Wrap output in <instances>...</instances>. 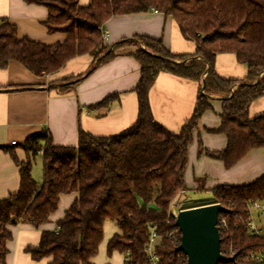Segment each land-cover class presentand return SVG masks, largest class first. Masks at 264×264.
I'll list each match as a JSON object with an SVG mask.
<instances>
[{
	"label": "trees",
	"instance_id": "trees-1",
	"mask_svg": "<svg viewBox=\"0 0 264 264\" xmlns=\"http://www.w3.org/2000/svg\"><path fill=\"white\" fill-rule=\"evenodd\" d=\"M36 2L48 9L47 32L65 34V41L46 45L21 38L15 25L0 20V69L14 61L42 77L83 55L94 60L90 71L118 56H131L141 66L135 88L138 118L131 129L115 136H94L79 127L76 147L54 145L45 131L32 135L23 145L24 161H19L13 150L1 147L19 168L20 188L0 200V264H5L7 242L12 239L9 227L25 222L39 228L58 209L60 196L71 193L78 197L58 221L57 230L42 232L39 245L27 249L34 260L95 264L105 224L110 221L119 232L107 243L108 256L117 252L124 256V264H151L145 248L154 231L159 264H186L187 257L176 251L181 236L172 205L186 190L188 148L203 114L212 109L211 99L228 96L223 99L221 125L211 131L225 135L227 146L221 152L207 153L210 157L230 169L251 150L264 149V114L255 118L249 114L252 103L264 96V4L254 0H90L87 6H80L79 0ZM151 10L171 16L183 37L196 44L195 53L172 54L162 41L139 35L112 49L105 45V22ZM220 53H234L238 62L247 66L243 81L216 73L215 60ZM160 72L200 85L192 117L178 134L158 123L151 110L150 90ZM81 80V76L65 79L55 89L67 93ZM118 98L111 95L93 108L109 107ZM39 152L43 159L41 188L32 177ZM212 196L213 202L183 209L220 203L229 210L224 213L229 226L221 233V248L231 245L238 255L264 251V240L248 236L242 226L247 204L264 199V175L244 186L219 185Z\"/></svg>",
	"mask_w": 264,
	"mask_h": 264
},
{
	"label": "crops",
	"instance_id": "crops-1",
	"mask_svg": "<svg viewBox=\"0 0 264 264\" xmlns=\"http://www.w3.org/2000/svg\"><path fill=\"white\" fill-rule=\"evenodd\" d=\"M89 3L90 0H79L80 6ZM3 19L17 27L21 38L27 37L46 45L63 43L66 38L62 33L47 32L45 22L48 20V9L36 0H0V20ZM102 31L108 34V38L103 39L110 49L121 41L139 35L162 41L165 49L172 54L191 55L196 51V44L183 37L171 16L153 10L112 17L105 22ZM93 62L90 55L79 56L58 72L42 77L35 76L14 61L6 69H0V200L15 194L20 188L19 168L1 147L13 150L18 160L24 161L27 157L23 149L25 141L44 131L50 135L54 145L76 147L79 127L94 136L108 137L122 134L134 126L138 118L135 88L141 78L140 64L133 57L123 55L90 71L95 66ZM215 71L229 80L243 81L247 77V66L239 63L234 53L217 54ZM79 76L82 80L74 84L69 92L59 94L56 91L55 86L65 79ZM199 93V83L160 72L149 96L155 120L169 132L180 133L183 125L192 117ZM115 94L119 98L109 107L93 108ZM225 98L227 96L211 99L212 109L203 114L199 127L193 131L184 175L185 184L186 181L190 184L181 194L190 191L212 193L215 187L223 184L244 186L264 175L262 148L251 150L230 169L207 154L221 152L227 146L225 135L211 132L221 125L220 113ZM249 114L251 118L264 114V96L252 103ZM12 142L16 144L12 145ZM38 154L42 156V152ZM190 166L194 167L192 174ZM32 177L37 187L41 188L43 159L42 174L34 172L32 167ZM77 197V193L61 195L58 209L39 228L25 222L10 226L12 239L7 242L5 264H49L51 258L34 260L27 249L39 245L42 232L57 230L58 221L64 218ZM106 229L109 236L101 244L93 262L124 264L122 254H107L108 241L115 232H119L116 224L106 222L104 236Z\"/></svg>",
	"mask_w": 264,
	"mask_h": 264
},
{
	"label": "water",
	"instance_id": "water-1",
	"mask_svg": "<svg viewBox=\"0 0 264 264\" xmlns=\"http://www.w3.org/2000/svg\"><path fill=\"white\" fill-rule=\"evenodd\" d=\"M204 89V84H203ZM229 210L220 203L181 209L175 218V227L181 235L176 251L187 257L186 264H219L234 261L236 256L221 254L218 218Z\"/></svg>",
	"mask_w": 264,
	"mask_h": 264
},
{
	"label": "built area",
	"instance_id": "built-area-1",
	"mask_svg": "<svg viewBox=\"0 0 264 264\" xmlns=\"http://www.w3.org/2000/svg\"><path fill=\"white\" fill-rule=\"evenodd\" d=\"M158 12L156 10H153ZM103 38L107 39L108 34L104 33ZM15 145L16 142H12ZM247 216L242 222V226L246 229L248 236L259 237L264 240V199L253 200L247 204ZM172 214L174 218L177 216L176 210L172 208ZM229 226V220L224 213H221L218 218V229L221 237V233H225ZM178 234L180 232L177 228ZM181 236V235H180ZM156 234L152 231L150 241L145 248L149 262L151 264H159V257L155 253ZM221 254L226 257L236 256L234 261L222 264H264V251H253L247 254L238 255L235 254L231 245H224L221 248ZM220 264V263H219Z\"/></svg>",
	"mask_w": 264,
	"mask_h": 264
},
{
	"label": "rangeland",
	"instance_id": "rangeland-1",
	"mask_svg": "<svg viewBox=\"0 0 264 264\" xmlns=\"http://www.w3.org/2000/svg\"><path fill=\"white\" fill-rule=\"evenodd\" d=\"M256 1L264 3V0H256ZM101 56L102 55H100L99 57H101ZM33 170H34V172L38 171V174H42V156H40L39 154L36 155V157H35V160L33 163ZM189 171H191V174H192V172L194 171V167L190 166ZM189 184L190 183L186 181V187H189ZM213 201H214V198H213L211 192H207V191L191 192L190 191L189 193H186V194H183V193L179 194L177 199L173 202L172 207L178 213V211L183 209L186 205L210 203ZM110 232L112 233V231H110ZM116 233H118V232H115V234ZM104 235H105V233H104ZM107 236H109V233L107 232V229H106V236H104L102 244L106 241Z\"/></svg>",
	"mask_w": 264,
	"mask_h": 264
}]
</instances>
